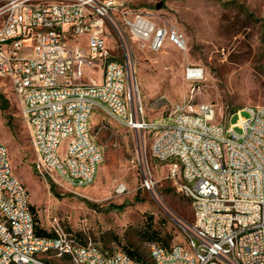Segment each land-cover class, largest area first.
<instances>
[{
  "label": "built area",
  "instance_id": "2783aa9c",
  "mask_svg": "<svg viewBox=\"0 0 264 264\" xmlns=\"http://www.w3.org/2000/svg\"><path fill=\"white\" fill-rule=\"evenodd\" d=\"M137 1L0 0V80L9 81L30 126L38 175L82 188V180H90V185L95 181L104 161L103 148L94 137L84 136L87 112L101 111L94 101L74 104V90L101 92L130 115L135 129L153 130L143 103L142 112L132 107L139 86L121 28H128L142 48L152 51L168 44L186 51L188 40L185 33L176 32L161 42L162 33L173 24L136 9ZM110 29L126 48L124 60L111 53ZM190 77L203 78L204 69L187 66ZM172 111L183 115V131L172 136L171 112L165 138L155 143L152 155L168 165L166 176L191 200L195 220L187 227L186 242L199 244L212 264H264V105L245 106L249 114L236 124H231L232 116L218 120L215 105L208 102L185 100ZM196 123H203V130H196L187 168L196 183L179 181L183 140ZM67 131H78V140L67 141V151L57 153ZM170 145H177V159H170ZM208 150H215L216 158H208ZM229 152L238 153V160H229ZM201 158L210 159V168L196 171ZM56 164H63V173H56ZM212 166H219V174H212ZM203 178H210V187H203ZM156 182L149 172L144 185L150 188ZM127 191L124 182L117 184V193ZM32 206L28 188L14 172L9 147L0 138V264H62L63 258L71 264H130L119 254L106 257V250L91 241L80 239V246H72L65 231L40 236ZM255 225H262V232H255ZM233 237H241L238 254H230ZM149 259L147 264H196L185 251L169 255L153 247Z\"/></svg>",
  "mask_w": 264,
  "mask_h": 264
},
{
  "label": "rangeland",
  "instance_id": "374dc122",
  "mask_svg": "<svg viewBox=\"0 0 264 264\" xmlns=\"http://www.w3.org/2000/svg\"><path fill=\"white\" fill-rule=\"evenodd\" d=\"M134 7L173 24L188 40L186 51L171 44L152 51L142 48L122 26L147 119L166 122L176 103L191 100L214 104L218 120L232 116L231 124H236L249 113L230 115V109L264 105V0H140ZM108 45L114 58L124 60L126 48L113 29ZM189 65L203 68L204 77L187 79ZM0 96L8 101L6 109L0 108V138L9 147L15 174L29 190L40 228L65 231L110 251L140 246L147 262L151 242L143 229L157 231L158 241L167 247L186 242L194 210L166 176L168 165L152 155L150 134L133 132L96 111L91 132L105 158L91 185L73 187L36 173L30 126L8 80H0ZM235 130L241 132L240 127ZM179 165L178 161V178ZM149 172L157 181L150 188L144 185ZM119 182L127 185L126 193L116 192Z\"/></svg>",
  "mask_w": 264,
  "mask_h": 264
},
{
  "label": "bare ground",
  "instance_id": "6f19581e",
  "mask_svg": "<svg viewBox=\"0 0 264 264\" xmlns=\"http://www.w3.org/2000/svg\"><path fill=\"white\" fill-rule=\"evenodd\" d=\"M176 32H181L178 28L168 27V33H162L161 42H168L169 36H176ZM193 82L199 81L202 78L190 77L187 78ZM83 101H94L97 110H100L119 124L125 126L127 129L137 132L150 134L153 138L152 151L155 149V143L165 138V129L170 120L162 122V120L153 121V130L147 128H136L131 125V117L128 113H123L115 102L106 101V97L97 90H87L85 93L81 90H74V104H81ZM132 107L134 112H142V102L139 100V94H132ZM245 111V107L240 109L238 114ZM94 112H87L86 121H84V136L93 137L91 132V118ZM196 130H203V123H196V129H189V136L183 140V151L179 158V166L181 175L179 181H188L189 183H196V176H189L187 171L188 163L192 160L193 149L197 142ZM172 136H180L183 131V115H179V111H174L171 118ZM78 140V131L65 132V140H59L57 144V153H64L67 151V141ZM177 159V145H170V159ZM208 158H216L215 150H208ZM201 158V162H196V171H203V168H210V159ZM229 160H238V153L229 152ZM56 173H63V164H56ZM179 172L177 171V177ZM212 174H219V166H212ZM90 180H82V186H89ZM203 187H210V178H203ZM255 232H262V225H255ZM66 242L71 243L72 246H80V240L72 235L66 234ZM149 245V257L152 256V247L162 250V253H169V255H177L179 250L190 253L196 258V264H212V260H206V251L197 243L173 244L169 247L160 244L159 242H151ZM239 247H241V237H233V244L230 245V254H238ZM119 254L122 257L129 258L130 264H147L135 260L129 253L122 250H106V257H117Z\"/></svg>",
  "mask_w": 264,
  "mask_h": 264
},
{
  "label": "trees",
  "instance_id": "16d2710c",
  "mask_svg": "<svg viewBox=\"0 0 264 264\" xmlns=\"http://www.w3.org/2000/svg\"><path fill=\"white\" fill-rule=\"evenodd\" d=\"M7 106H8V101L6 99H3V97L0 96V108L2 110H4V109H6ZM240 109L241 108L234 107V108L230 109L229 114L233 115L236 112H238ZM32 209H33V212L35 214V219L37 222V225H36L37 234H39L40 236L49 237V238L56 236L55 231L48 232L47 230L39 227L37 213H36V209H35L34 205L32 206ZM143 232L147 235L146 239L149 240L150 242L160 240V238L157 235V231H155L151 228H145V229H143ZM158 242H160V241H158ZM161 244L164 246H168L164 243H161ZM126 250H127L126 252L129 253L135 260L142 262V263H148L147 261H144L145 251L140 246H136L134 248L129 247Z\"/></svg>",
  "mask_w": 264,
  "mask_h": 264
},
{
  "label": "water",
  "instance_id": "95a60500",
  "mask_svg": "<svg viewBox=\"0 0 264 264\" xmlns=\"http://www.w3.org/2000/svg\"><path fill=\"white\" fill-rule=\"evenodd\" d=\"M162 6V3L158 4V7H161Z\"/></svg>",
  "mask_w": 264,
  "mask_h": 264
}]
</instances>
